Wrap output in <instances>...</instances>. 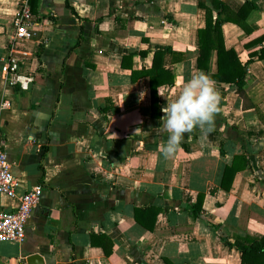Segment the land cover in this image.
I'll return each instance as SVG.
<instances>
[{"label":"crops","instance_id":"crops-1","mask_svg":"<svg viewBox=\"0 0 264 264\" xmlns=\"http://www.w3.org/2000/svg\"><path fill=\"white\" fill-rule=\"evenodd\" d=\"M23 3L32 38L15 42ZM215 4L254 5L250 33L221 27L226 52L245 64L261 46L251 42L264 35V0H0L4 150L16 195L41 194L25 241L0 244V264L259 263L241 249L264 238V60L248 64L242 98L228 83L234 56L219 65L211 52L198 68V32ZM11 53L22 59L14 86ZM199 72L221 97L214 131L194 129L165 158L161 109ZM17 198L0 196V211Z\"/></svg>","mask_w":264,"mask_h":264},{"label":"trees","instance_id":"trees-1","mask_svg":"<svg viewBox=\"0 0 264 264\" xmlns=\"http://www.w3.org/2000/svg\"><path fill=\"white\" fill-rule=\"evenodd\" d=\"M203 7V5L201 4ZM215 9H217L216 18L214 19L213 11L205 8L206 10V27L204 30H201L198 32V38H199V52L200 57L198 60V68L204 69L206 67V63L208 61L209 55L211 52H216L218 56V62L219 65L221 63L222 65V56L223 54H226L227 56L231 55L234 56V60H232V65L230 69L229 74V81L228 83L235 84L237 86V94L242 98L244 97V92L242 90L244 86V81L247 76L246 68L250 61L254 58H257L259 60H264V35L257 38L253 42H251V45H261L260 48L257 51L249 52L248 57L249 60L242 64L239 62L237 57L233 55V52H226L224 44H223V37L221 32V27L225 22H231L235 25H237L239 28H241L245 33H250L251 30L246 24V19L248 15L255 10L254 5L249 4L240 7L236 11H231L227 9V7H221L220 5L215 4ZM225 16V19H222V16ZM221 61V62H220ZM220 73V72H219ZM222 73V71H221ZM152 94V105L153 109H155L156 106V91L151 90ZM245 159L243 158V164L241 167H238V159H236L235 164H233V168L226 169L224 173V177H231L241 171L243 168H245ZM222 188L225 190L229 189V186H226L224 183L221 184ZM155 212V215L158 214V210L153 209ZM104 252L106 256H109L111 253V242L108 241L107 246L104 248ZM241 254L244 257L247 256H255L259 258V263L255 262V264H264V238L261 240L247 237L244 240L243 248L241 249Z\"/></svg>","mask_w":264,"mask_h":264},{"label":"built area","instance_id":"built-area-1","mask_svg":"<svg viewBox=\"0 0 264 264\" xmlns=\"http://www.w3.org/2000/svg\"><path fill=\"white\" fill-rule=\"evenodd\" d=\"M30 12L28 6L23 3L20 13L13 20L15 29L14 41L31 40L32 34L29 30ZM22 59L11 53L7 59L4 71L8 76L10 85L21 83V77L17 76ZM10 108L7 102L0 104V114ZM18 180L12 174L7 154L4 150V141L1 133L0 124V196L15 199ZM40 190L38 188L31 190L19 196L18 206L10 211H0V244H22L26 238V228L28 220L34 209L40 202Z\"/></svg>","mask_w":264,"mask_h":264},{"label":"clouds","instance_id":"clouds-1","mask_svg":"<svg viewBox=\"0 0 264 264\" xmlns=\"http://www.w3.org/2000/svg\"><path fill=\"white\" fill-rule=\"evenodd\" d=\"M220 99L214 82L204 72L185 82L177 98L161 109L165 114L164 129L168 133L162 149L165 158L173 157L179 151L185 134L194 129H200L205 136L214 131Z\"/></svg>","mask_w":264,"mask_h":264},{"label":"water","instance_id":"water-1","mask_svg":"<svg viewBox=\"0 0 264 264\" xmlns=\"http://www.w3.org/2000/svg\"><path fill=\"white\" fill-rule=\"evenodd\" d=\"M27 264H44L43 260L38 256H31L27 260Z\"/></svg>","mask_w":264,"mask_h":264}]
</instances>
